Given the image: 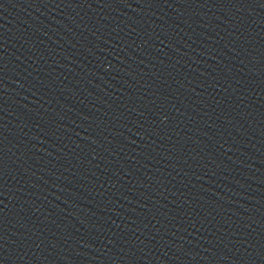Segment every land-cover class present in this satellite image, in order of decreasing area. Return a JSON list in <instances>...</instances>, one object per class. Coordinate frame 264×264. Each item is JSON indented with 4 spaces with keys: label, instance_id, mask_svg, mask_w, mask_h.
<instances>
[{
    "label": "water",
    "instance_id": "obj_1",
    "mask_svg": "<svg viewBox=\"0 0 264 264\" xmlns=\"http://www.w3.org/2000/svg\"><path fill=\"white\" fill-rule=\"evenodd\" d=\"M0 264H264V0H35L0 45Z\"/></svg>",
    "mask_w": 264,
    "mask_h": 264
}]
</instances>
